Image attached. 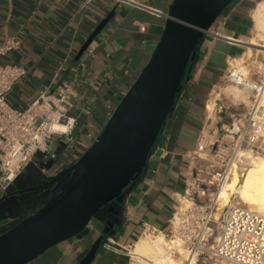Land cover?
<instances>
[{
	"label": "crops",
	"instance_id": "crops-1",
	"mask_svg": "<svg viewBox=\"0 0 264 264\" xmlns=\"http://www.w3.org/2000/svg\"><path fill=\"white\" fill-rule=\"evenodd\" d=\"M131 1L134 4L92 0L81 9L86 0H0V44L6 36L22 41L20 49L0 58V62L28 70L27 77L9 95V104L26 109L43 91L59 83L56 75L68 81L75 93L71 115L77 120L73 143L78 155L98 138L150 61L173 3ZM263 1L235 0L205 35L176 105L135 184L103 208L81 237L59 244L30 264H80L101 237L91 264H132L125 249L136 246L145 227L161 233L168 230L177 207L176 197L184 195L201 164L196 158L200 141L218 135L230 123L227 104L217 92L221 93L227 82L228 63L233 59V63H242L246 48L230 45L212 34L249 39V49L253 50L250 37L253 25L256 31L254 13ZM113 10L116 13L107 27L76 61L90 35ZM247 52L248 48L244 54ZM70 154L67 139H54L8 189L0 185V234L39 206L34 198L29 206L24 204L17 191L69 167Z\"/></svg>",
	"mask_w": 264,
	"mask_h": 264
},
{
	"label": "water",
	"instance_id": "water-1",
	"mask_svg": "<svg viewBox=\"0 0 264 264\" xmlns=\"http://www.w3.org/2000/svg\"><path fill=\"white\" fill-rule=\"evenodd\" d=\"M234 1L173 0L150 61L98 138L56 176H44L35 186L17 191L24 204L29 206L34 198L39 206L0 234V264H30L59 244L81 237L103 208L135 184L176 105L205 35ZM115 13L111 11L96 27L76 61ZM102 240L96 241L80 264L92 263Z\"/></svg>",
	"mask_w": 264,
	"mask_h": 264
},
{
	"label": "built area",
	"instance_id": "built-area-1",
	"mask_svg": "<svg viewBox=\"0 0 264 264\" xmlns=\"http://www.w3.org/2000/svg\"><path fill=\"white\" fill-rule=\"evenodd\" d=\"M114 1L134 4L131 0ZM91 2L86 0L81 9ZM212 35L230 45L246 49L249 46V39L241 41L219 32ZM258 43L264 46V38H259ZM21 46L20 39L6 36L0 44V58ZM260 52L264 53V47ZM233 61L227 66V82L251 94L250 106L245 113L231 116L229 125L218 135L200 141L196 158L202 160L203 154L211 156V170L201 164L196 169L184 195L176 197L177 207L168 230L161 233L144 229L143 237L163 236L169 243L179 241L186 256L181 264H264L263 216L235 205L216 219L220 210L214 193L217 185L224 183L234 166L241 171L248 164L243 153L264 156V61L242 67ZM27 75L28 70L23 66L0 62V185L3 188L13 183L38 153L46 152L54 139L65 138L70 142V166L86 151L78 155V147L73 143L77 125L71 115L75 93L68 81L56 75L59 83L43 91L26 109L18 110L9 104V95ZM134 248L125 249L131 262L138 258ZM168 251L171 256L179 254L175 245Z\"/></svg>",
	"mask_w": 264,
	"mask_h": 264
},
{
	"label": "bare ground",
	"instance_id": "bare-ground-1",
	"mask_svg": "<svg viewBox=\"0 0 264 264\" xmlns=\"http://www.w3.org/2000/svg\"><path fill=\"white\" fill-rule=\"evenodd\" d=\"M254 19L256 22L257 36L259 38H264V1L258 5L254 13ZM263 47L264 46L260 45L258 42L254 40L251 44V48L255 49L256 52L262 50ZM240 63L241 62L239 61L234 62V64H236L237 66H240L241 65ZM263 103H264V97H263ZM210 106L212 107V105ZM62 129L64 130L65 128L62 127ZM242 156L245 157V159H247V162L249 163L250 167L246 170L247 173L244 175V179L242 178L243 176L242 173L241 174L239 173L237 166H234L231 169L223 185L221 187L219 186L220 190L217 193L218 196L223 194L226 182L229 180V178L232 175H233V182L229 186V189H226L225 191L224 202L218 204L221 206L220 208L224 209L228 207L230 204H232L231 203L232 198L234 195H236V198H238L237 200H239L237 203L239 207L246 208L264 217V156L255 157V156H251L248 153H243ZM217 201H218V197H217ZM217 216L219 215L217 214ZM150 241L151 240L149 236H144L138 241V243L136 244L133 250V253L135 255H138V258L135 257V259L137 260L132 264H143V263L147 264L149 263V261H153L154 264H177V263L179 264V262L175 260V258L171 256L166 249L167 247H169L168 245L171 244L177 247L179 252L178 254L179 258L180 256L181 257L185 256V252L181 248V244L179 241H174L169 243L164 239L163 236L158 237L156 240H153V242ZM179 258L177 259L179 260ZM179 261L183 262L184 260H181L180 258Z\"/></svg>",
	"mask_w": 264,
	"mask_h": 264
},
{
	"label": "rangeland",
	"instance_id": "rangeland-1",
	"mask_svg": "<svg viewBox=\"0 0 264 264\" xmlns=\"http://www.w3.org/2000/svg\"><path fill=\"white\" fill-rule=\"evenodd\" d=\"M252 40L258 42V36H257V32L254 30V26L252 27V35L250 37ZM247 51V49H245L244 53ZM242 55V57L244 58L242 60V63H240L241 67L243 65H247V64H251V63H260L262 61H264V53L263 52H260V51H257L255 49L253 50H250L249 49V46H248V52L247 54H244ZM259 56V57H258ZM253 58V59H252ZM259 61H258V60ZM236 65V64H234ZM239 66V67H240ZM221 93L217 92V97H219V99H222L226 104H227V107H226V110H227V113H228V117H229V122L231 121V116H233L234 114H241V113H245V111L247 110V108L250 106L251 104V94L246 91L245 89H243L242 87H239L233 83H230V82H226L224 87L221 88L220 90ZM210 110L213 111V107H210ZM88 149V148H87ZM202 160L200 159V163L202 166H204L205 168L211 170V166H212V158L211 156L207 155V154H203L202 156ZM80 157L77 158V160L79 159ZM76 160V161H77ZM249 163L241 170L243 171H239V173L241 174L242 173V178L244 179V175L247 173V169L249 168ZM236 171V170H235ZM242 179V180H243ZM233 182V175L229 178V180L226 182V185H225V188H224V191H223V194L218 196V192L220 190V187L223 185V183H220L219 185H217L216 189L214 190V193L216 194V199L218 197V203H221V202H224V195H225V191L226 189H229V186L232 184ZM220 186V187H219ZM238 198H236V195L233 196L232 198V204H230L228 207H230L231 205L235 206L237 205L238 201L237 200ZM235 203H234V201ZM221 206L219 205V209H221L220 211L217 212V214L220 216L223 212H225L227 210L228 207L226 208H220ZM216 214V218L219 219V216H217ZM150 242H153V240H156L155 238H151L150 237ZM169 247H167V251L172 247V245H168ZM169 252V251H168ZM178 252V251H177ZM177 254V255H176ZM173 257L175 258V260H177L179 262V264H181L182 261H179L180 258L181 260H185L184 258L186 256H180L179 258V255L178 253H175L173 255ZM179 258V260L177 259ZM145 264V263H143ZM178 264V263H177Z\"/></svg>",
	"mask_w": 264,
	"mask_h": 264
}]
</instances>
